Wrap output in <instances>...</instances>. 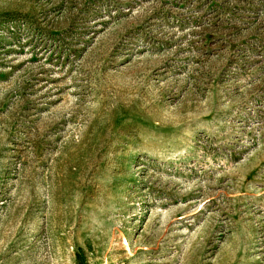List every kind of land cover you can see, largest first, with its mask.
Returning a JSON list of instances; mask_svg holds the SVG:
<instances>
[{"label":"rangeland","instance_id":"rangeland-1","mask_svg":"<svg viewBox=\"0 0 264 264\" xmlns=\"http://www.w3.org/2000/svg\"><path fill=\"white\" fill-rule=\"evenodd\" d=\"M0 264H264V0H0Z\"/></svg>","mask_w":264,"mask_h":264}]
</instances>
